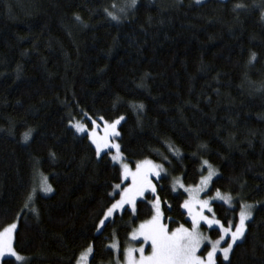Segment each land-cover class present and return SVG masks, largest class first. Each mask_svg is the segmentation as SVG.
I'll use <instances>...</instances> for the list:
<instances>
[{"label": "trees", "instance_id": "1", "mask_svg": "<svg viewBox=\"0 0 264 264\" xmlns=\"http://www.w3.org/2000/svg\"><path fill=\"white\" fill-rule=\"evenodd\" d=\"M86 115L124 117L125 159L166 167L156 196L170 230L192 225L172 178L195 185L207 161L218 172L209 193L255 204L217 264H264V0H0V231L17 221L27 264H78L89 246L88 264H109L113 237L123 247L153 215L147 193L97 231L122 172L70 125ZM240 207L214 212L234 225Z\"/></svg>", "mask_w": 264, "mask_h": 264}, {"label": "snow or ice", "instance_id": "2", "mask_svg": "<svg viewBox=\"0 0 264 264\" xmlns=\"http://www.w3.org/2000/svg\"><path fill=\"white\" fill-rule=\"evenodd\" d=\"M201 0H197L200 3ZM137 0H131V7H135ZM123 11V10H122ZM113 20L119 21V17L108 13ZM253 59L255 55L253 54ZM142 108L143 105H140ZM102 119V118H101ZM121 117L119 120L114 121L111 125L106 124L105 137L101 140H94L96 144V151L99 155L104 149H115L116 154L112 156L114 162H118L123 169V178L127 180L131 177V185L118 192L117 194L121 196L120 200L112 204L107 212L104 214V219L100 220V231L101 228L105 227V221L112 217L113 213L119 209H123L124 205H131L132 210L135 211V205L137 197H144L145 193L150 194L155 193V186L152 184L150 177L154 174L157 178L160 176V172L164 171L161 166L153 165L150 161H143L136 163V170L132 171L127 163H123L125 157L120 151L119 144L109 143V136L118 137L120 134L116 131V126L120 124ZM77 131L86 132L87 129L80 124L75 125ZM111 128V132L108 128ZM95 136V133H92ZM25 140L29 139V134H25ZM179 153H177L178 155ZM208 165L207 161L203 162ZM159 169V170H157ZM216 172L212 170L211 165H208V175L203 177L201 180V187L197 188L195 191L197 193L204 191L212 181L213 176ZM179 183V181L177 182ZM183 187V185H180ZM116 189H120V185L115 186ZM43 192H51L52 189L45 182L41 189ZM186 191H192L186 189ZM213 200H219L226 202L229 207H232L233 197L231 195H224L219 190H216L215 197ZM194 206L198 210H193ZM27 207V204L25 205ZM155 208V215L152 216L151 220L141 223L137 229L132 232V238L137 239L143 237L144 244L151 245V253L145 255V248L142 246L139 249L128 247L125 250L126 264H217L216 255L217 252L223 254V259L227 261L229 255L233 250V246L237 244L238 241H243L245 232L247 231L246 222L251 219L252 213L250 209L252 205L242 204L238 215V224L232 225L231 221H228V227H224L220 224L217 219H209L208 216L204 215V210L207 209L209 213H212L209 200H199L198 197H193L191 200H186L183 207L188 209V214L191 216L192 227L186 228L183 225L169 230L167 224L163 223V213L160 210V201L157 197L153 205ZM234 210V209H233ZM214 215V213H212ZM203 221L209 228L213 225H219L218 231L221 232L219 238L212 240L210 237L205 236L200 230V224ZM17 225L15 223L5 227L2 232H0V259L5 256H14L16 260L23 261L27 264L25 257L19 255L13 248V232L15 231ZM234 227V230H233ZM222 243H226V247H221ZM207 245H210V250ZM113 248H117L118 244H113ZM203 251L204 254H199ZM89 254L92 253V248L89 246L87 249ZM139 252V259H137L134 253Z\"/></svg>", "mask_w": 264, "mask_h": 264}, {"label": "rangeland", "instance_id": "3", "mask_svg": "<svg viewBox=\"0 0 264 264\" xmlns=\"http://www.w3.org/2000/svg\"><path fill=\"white\" fill-rule=\"evenodd\" d=\"M196 2H197V0H195ZM204 1H207V0H201V2H204ZM120 118H117V119H115V120H113V121H107V120H105V119H101V118H94V117H91V116H89V115H86L84 118H83V120H74V121H71V123H70V125L77 131V129H76V127H75V125H77V124H80L81 126H84V127H86V129H87V131L86 132H79V131H77V132H79V133H81V134H87L88 135V137L90 138V140L92 141V143L94 144V146H95V148H96V144L94 143V140H101L102 141V139L105 137V135H106V132H105V128H106V124H105V122H107V125H111L114 121H116V120H119ZM122 121V120H121ZM121 123V122H120ZM108 131L109 132H111V128L109 127L108 128ZM116 131L117 132H119V134H120V130H119V124L116 126ZM92 133H95V136L93 137L92 136ZM120 136V135H119ZM119 136L118 137H112V136H109L108 137V139H109V143H112V144H119L120 145V142H119ZM121 151V150H120ZM103 152H109V154H110V157H111V159H112V156H114L115 154H116V152H115V149L113 148V149H104L103 151H101L100 152V154H102ZM122 153V152H121ZM99 154V155H100ZM123 154V153H122ZM124 156V155H123ZM143 161H150L153 165H158V166H161L163 169H164V171H161L160 172V176L159 177H161L162 175H165V174H167L168 173V171H167V169H166V167L161 163V162H157V161H155V160H152V159H144V160H140V161H138V162H136V163H139V162H143ZM115 163H117L119 166H120V168H121V172H122V180H121V182L120 183H118L117 185H120V189H117V190H119L120 192H122V190L124 189V188H126V187H129L130 185H131V177H129L127 180H125L124 178H123V169H122V166L118 163V162H115ZM123 163H127L128 165H129V167L131 168V170L132 171H135L136 170V163L135 164H132V163H130L129 161H127L126 159L123 161ZM207 166V172L201 177V179H200V181H199V183H197V184H195V185H186L185 183H184V181L182 180V178L180 177V176H177V177H173L172 178V185H173V188H174V190L175 191H178V190H183V191H185L186 193H187V200H191L194 196L195 197H198V199L199 200H209L210 201V207H211V209H212V213H214V215L212 214V213H209L208 211H207V209H205L204 210V215H206V216H208L209 217V219H217V220H219L220 221V224L221 225H223L225 228L226 227H228V226H225L224 225V223L216 216V214H215V212H214V205H215V203L216 202H223V203H226V202H224V201H219V200H213L212 198L213 197H215V193H216V191L215 192H213V193H209V189H210V186H211V184H212V181L210 182V184L208 185V187L207 188H205L204 189V191H201V192H199V193H197L195 190L197 189V188H199V187H201L202 185H201V180H202V178L203 177H206L207 175H208V165H206ZM211 168H212V166H211ZM157 170H159V169H157ZM212 170H214L213 168H212ZM214 171H216V175H217V170H214ZM215 175V176H216ZM215 176H213V178L215 177ZM213 178H212V180H213ZM45 179H46V183H47V185H49L50 187H51V189L53 190V188H52V186L50 185V183L48 182V178H47V176L45 175V176H43V175H40V177L38 178V184H37V188H38V190L39 191H42L41 189H42V186H43V184H44V182H45ZM150 179H151V181H152V184L155 186V189L157 188V177L153 174L151 177H150ZM179 181V183H177ZM183 185V187H181L180 185ZM186 189H190V190H192V191H186ZM52 192V191H51ZM51 192H47V193H45V192H43L42 191V193H44V194H49V193H51ZM222 194H224V195H231V194H229V193H226V192H223V191H220ZM148 192H146L145 193V195L147 194ZM153 195H154V197L151 199V203H152V206L154 205V203H155V200H156V198H157V196H156V191H155V193H152ZM36 195V193L34 194V196ZM33 196V197H34ZM232 197H233V202H232V206H236V205H242V204H247V205H252L253 207L250 209V211H251V213H252V215H253V209H254V206H255V204L254 203H252V202H245V203H241V201L238 199V198H236L235 196H233V195H231ZM145 197V196H144ZM120 198H121V196L119 195V197L112 203V204H114V203H116L118 200H120ZM141 198H143V197H137V200H136V202L139 200V199H141ZM159 201H160V210H161V212L163 213V216H164V212H163V205H162V202H161V200L159 199ZM112 204L108 207V208H110L111 206H112ZM227 204V203H226ZM228 205V204H227ZM136 206V205H135ZM126 207H129L130 209H132V207H131V205H124V208L123 209H125ZM123 209H119V210H117V211H115L114 213H113V215H112V217L116 214V213H118V212H120V211H122ZM194 211L195 210H198V209H196L195 208V206H194V209H193ZM240 210V209H239ZM187 211H188V209H187ZM106 212H107V210H106ZM105 212V213H106ZM104 213V214H105ZM153 215H155V208L153 207ZM152 215V216H153ZM189 215V214H188ZM238 215H239V213H238ZM152 216H151V218H152ZM112 217H110L109 219H111ZM189 217L191 218V216L189 215ZM252 217V216H251ZM151 218H149V219H147V220H145V221H143V222H141V223H145L146 221H149V220H151ZM102 219H104V215H103V217L101 218V220ZM107 221V220H106ZM106 221H105V223H106ZM249 221V220H248ZM247 221V222H248ZM247 222H246V224H247ZM13 223H15L16 225H17V221H14V222H12V223H10L9 225H11V224H13ZM141 223H139L136 227H134V229L131 231V233L129 234V238H128V240H127V242H126V244L122 247V245H121V243H120V241H119V239L117 238V236L115 235L114 237H113V239L109 242V246L114 250V252H115V260L113 261V262H111V263H109V264H126V257H125V250L128 248V247H133V248H136V249H139L140 247H144L145 248V255H149L150 253H151V245H150V243L149 244H144V242H143V237H139V238H137V239H133L132 238V232L135 230V229H137L138 227H139V225L141 224ZM163 223H165L166 224V222H165V219H163ZM236 224H238V221H237V223ZM236 224H234L233 226H235ZM8 225V226H9ZM184 227H186V228H191L192 227V225L191 226H184ZM219 225H213L212 226V228H216V229H219ZM17 228V227H16ZM98 228H100V221H99V223H98V226H97V229ZM212 228H209L203 221H201V224H200V230H201V232L205 235V236H208V237H210L212 240H216V239H218L219 238V235L221 234V232H220V234L218 235V236H216V237H214L212 234H211V229ZM103 228H101V230H102ZM100 230V231H101ZM170 230V229H169ZM233 230H234V227H233ZM3 230H1L0 232H2ZM100 231H98V232H100ZM15 232H16V229H15V231L13 232V248H14V250L16 251V249H15V247H14V239H15ZM113 244H118V247L117 248H113L112 247V245ZM206 247H208L209 248V250H210V245H207L206 244ZM221 247H226V243H222L221 244ZM92 248V247H91ZM17 252V251H16ZM19 255H21V256H23V257H25L26 258V260L28 259L27 258V256L26 255H24V254H21V253H19V252H17ZM220 252H217V255H216V261H217V257H218V254H219ZM92 254V253H91ZM91 254H89L88 252H87V250H85L82 254H81V256H80V258H79V261H78V264H88L89 263V259H90V256H91ZM199 254H204V255H206V253H203V251L201 252V253H199ZM222 254V253H221ZM231 254V253H230ZM134 255H135V257L137 258V259H139V252H136V253H134ZM223 255V254H222ZM5 257H13V258H15L14 256H5ZM4 257V258H5ZM229 257H230V255H229ZM3 258V259H4ZM3 259H0V264H2V260ZM16 259V258H15ZM18 261V260H17ZM18 262H20V263H24L23 261H18Z\"/></svg>", "mask_w": 264, "mask_h": 264}]
</instances>
